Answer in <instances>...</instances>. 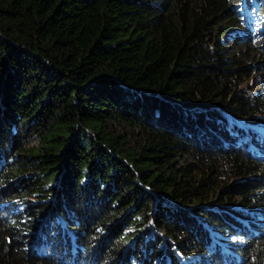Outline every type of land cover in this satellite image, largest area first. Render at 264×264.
I'll list each match as a JSON object with an SVG mask.
<instances>
[{
    "label": "trees",
    "instance_id": "1",
    "mask_svg": "<svg viewBox=\"0 0 264 264\" xmlns=\"http://www.w3.org/2000/svg\"><path fill=\"white\" fill-rule=\"evenodd\" d=\"M262 133L264 0H0V264H264Z\"/></svg>",
    "mask_w": 264,
    "mask_h": 264
},
{
    "label": "rangeland",
    "instance_id": "2",
    "mask_svg": "<svg viewBox=\"0 0 264 264\" xmlns=\"http://www.w3.org/2000/svg\"><path fill=\"white\" fill-rule=\"evenodd\" d=\"M65 228H66V226H65ZM59 230H60L61 233L64 232L63 229H59ZM70 238H72V235L70 236ZM70 238H68V239L66 238V240H70ZM166 260H167V259H166ZM166 260H164V261L167 262ZM168 262L172 264V260H169Z\"/></svg>",
    "mask_w": 264,
    "mask_h": 264
}]
</instances>
